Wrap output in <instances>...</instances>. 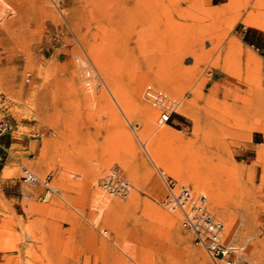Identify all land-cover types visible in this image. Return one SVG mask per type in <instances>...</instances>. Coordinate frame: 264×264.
Wrapping results in <instances>:
<instances>
[{
	"label": "rangeland",
	"instance_id": "1",
	"mask_svg": "<svg viewBox=\"0 0 264 264\" xmlns=\"http://www.w3.org/2000/svg\"><path fill=\"white\" fill-rule=\"evenodd\" d=\"M254 6L264 14V0H0V264H215L162 206L158 172L205 197L232 264H264ZM147 85L179 101L170 123ZM112 172L126 200L99 188Z\"/></svg>",
	"mask_w": 264,
	"mask_h": 264
},
{
	"label": "built area",
	"instance_id": "2",
	"mask_svg": "<svg viewBox=\"0 0 264 264\" xmlns=\"http://www.w3.org/2000/svg\"><path fill=\"white\" fill-rule=\"evenodd\" d=\"M142 97L158 111L159 124L170 123L180 106L179 101L152 85L145 86ZM8 131V122L0 117V138ZM158 173L165 188V196L161 204L166 210L178 214V226L192 234L195 245L201 247L215 264H232L233 247L225 241L224 226L208 210L204 197H193L188 187L181 186L171 178ZM20 178L28 186L40 184L27 168H22ZM48 183L46 180V183L41 184L45 193L50 190ZM98 186L108 197L120 200H126L132 190L130 182L117 172L103 176Z\"/></svg>",
	"mask_w": 264,
	"mask_h": 264
},
{
	"label": "bare ground",
	"instance_id": "3",
	"mask_svg": "<svg viewBox=\"0 0 264 264\" xmlns=\"http://www.w3.org/2000/svg\"><path fill=\"white\" fill-rule=\"evenodd\" d=\"M262 17L264 18V14L260 11V9H259V7L258 6H254L253 7V9H252V11H251V13L249 14V16L247 17V19L245 20V24H248V25H253V26H261L262 25V21L260 20V19H262ZM91 72L92 71H90V70H88V72H87V74H86V76L88 75V77H87V80H91ZM160 90V89H159ZM162 91V90H161ZM162 124V123H161ZM222 147H224V146H222V145H216V149L219 151ZM31 173L39 180V182H40V184H44V183H46V180L45 181H41L40 179H39V177H37V175H35L32 171H31ZM178 175V174H177ZM179 176V178H181L180 177V175H178ZM131 184V183H130ZM48 187H49V191H48V193H50V192H54V189L51 187V185H49V183H48ZM190 189V188H189ZM190 192H191V190H190ZM191 195L193 196V197H197L196 195L194 196L193 194H192V192H191ZM198 197H204V196H202V195H200V196H198ZM204 199H205V197H204ZM157 213H158V215H160V216H162V217H164L165 219H167L168 220V218L164 215V213L163 212H161L160 210H158L157 211ZM216 219H218V218H216ZM219 220V219H218ZM220 221V220H219ZM222 224H223V222L222 221H220ZM224 226V225H223ZM224 232H225V228H224ZM224 234V233H223ZM105 235H107V231L104 233V236ZM256 246L257 245H252L251 246V248H250V250L247 252V253H249V255H254L255 254V250H256ZM135 261H137V259H135Z\"/></svg>",
	"mask_w": 264,
	"mask_h": 264
},
{
	"label": "crops",
	"instance_id": "4",
	"mask_svg": "<svg viewBox=\"0 0 264 264\" xmlns=\"http://www.w3.org/2000/svg\"><path fill=\"white\" fill-rule=\"evenodd\" d=\"M263 214H264V211H263Z\"/></svg>",
	"mask_w": 264,
	"mask_h": 264
}]
</instances>
